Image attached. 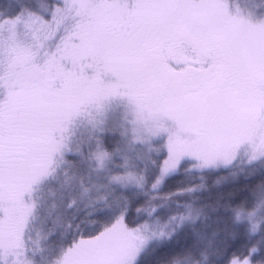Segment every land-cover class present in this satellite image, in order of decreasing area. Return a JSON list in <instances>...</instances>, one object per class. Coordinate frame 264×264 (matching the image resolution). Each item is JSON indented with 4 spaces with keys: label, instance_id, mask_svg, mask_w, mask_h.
I'll use <instances>...</instances> for the list:
<instances>
[{
    "label": "snow or ice",
    "instance_id": "6c2138e0",
    "mask_svg": "<svg viewBox=\"0 0 264 264\" xmlns=\"http://www.w3.org/2000/svg\"><path fill=\"white\" fill-rule=\"evenodd\" d=\"M0 264H264V0H0Z\"/></svg>",
    "mask_w": 264,
    "mask_h": 264
}]
</instances>
